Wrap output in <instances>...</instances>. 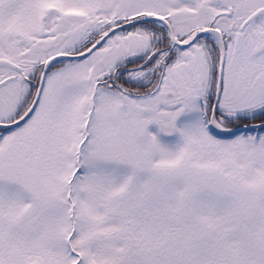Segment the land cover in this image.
I'll list each match as a JSON object with an SVG mask.
<instances>
[{
    "label": "snow or ice",
    "instance_id": "6c2138e0",
    "mask_svg": "<svg viewBox=\"0 0 264 264\" xmlns=\"http://www.w3.org/2000/svg\"><path fill=\"white\" fill-rule=\"evenodd\" d=\"M0 264H264V0H0Z\"/></svg>",
    "mask_w": 264,
    "mask_h": 264
}]
</instances>
